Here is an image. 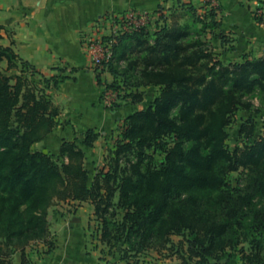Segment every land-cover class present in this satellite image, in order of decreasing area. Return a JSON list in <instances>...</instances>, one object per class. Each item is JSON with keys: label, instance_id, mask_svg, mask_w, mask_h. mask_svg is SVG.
I'll use <instances>...</instances> for the list:
<instances>
[{"label": "trees", "instance_id": "trees-1", "mask_svg": "<svg viewBox=\"0 0 264 264\" xmlns=\"http://www.w3.org/2000/svg\"><path fill=\"white\" fill-rule=\"evenodd\" d=\"M176 1L188 16L184 24L168 25L160 14L162 24L151 43L147 24L117 37L114 61L126 58L128 64L123 71L115 62L107 65L114 82L107 87L132 84V74L133 86L152 85L157 92L145 108L118 125L106 163L91 179L84 160L85 148L97 138L93 130L85 132L84 148L71 140L61 143L58 155L32 148L51 131L59 112L46 91L68 76L35 81L36 71L25 60L17 73L8 75L17 56L0 45V60L6 57L9 63L6 70L0 67V253H23L36 241L50 251L54 242L48 237L47 215L54 200L88 201L96 239L118 260L135 264L148 250L164 249L178 255V264H230L228 248L236 249L241 237L250 249L243 255L245 264H264V136L247 144L242 157L223 146L232 114L251 107L245 96L264 90V54L224 64L203 37L209 32L222 44L230 40L216 32L218 7L201 15L194 5ZM253 15L264 24V0H258ZM182 51H189L186 58L195 64L193 75H179L178 66L168 64ZM217 83L222 94L202 127L195 112L206 109L204 98L215 103L210 93ZM125 97L139 101L142 93ZM252 133L251 124H241L240 135L248 139ZM219 154L225 155L227 169L215 171ZM239 166L247 167L246 182L235 189L224 175ZM214 189L217 195L211 199ZM172 235L181 239L175 243Z\"/></svg>", "mask_w": 264, "mask_h": 264}, {"label": "crops", "instance_id": "crops-1", "mask_svg": "<svg viewBox=\"0 0 264 264\" xmlns=\"http://www.w3.org/2000/svg\"><path fill=\"white\" fill-rule=\"evenodd\" d=\"M164 1L0 0V45L10 47L17 56L12 59L16 66L7 69L8 59L3 57L0 67L12 75L18 72L20 61L25 60L36 71L33 77L35 81L41 76H68L57 83L56 89L46 91L59 112L51 131L35 142L33 149L58 155L64 140L75 141L84 148L82 141L85 132L90 129L97 133V138L90 148H85L84 164L89 159L90 162L94 161L93 153L98 148L103 149L102 141L116 132L122 120L148 105L132 109L109 108L101 103L103 85L98 82L80 35L88 32L92 22L105 13L127 9L154 11ZM216 4L219 21L216 32L230 36L233 41V47L229 48L226 42L222 44L217 38L221 47L218 58L228 64L241 62L244 56H263L264 24L253 15L258 0H216ZM108 73L103 76L107 82L109 75L112 76ZM61 202L75 205L77 210L68 212L66 216L55 212L49 227L54 247L47 251L43 242L36 241L27 245L23 253L21 250H14L7 256L0 253V264H108V261H112V264H131L107 254L97 239L92 243L89 229L93 205L90 202ZM49 216L50 211L48 220Z\"/></svg>", "mask_w": 264, "mask_h": 264}, {"label": "rangeland", "instance_id": "rangeland-1", "mask_svg": "<svg viewBox=\"0 0 264 264\" xmlns=\"http://www.w3.org/2000/svg\"><path fill=\"white\" fill-rule=\"evenodd\" d=\"M185 3H189L197 7V13L204 15L207 13V11L214 6H217L216 0H181ZM163 8H159V12L153 13V11H149L148 22H147V40L148 43L152 42L155 38V31L158 29V24L161 25L162 21H159L157 18L160 17V14L162 15V19L167 20L168 25H172L175 22L184 24L188 16L186 15L185 11H183L179 6H177L176 0H165L162 4ZM218 32V31H217ZM204 40L207 43V46L209 47V50L213 53L215 58H218L219 56V50H221V47L219 45V40L214 35L210 34L209 32H206V34L203 36ZM228 37V36H227ZM230 40L225 43L227 47H230L233 43L231 40V37H228ZM184 45H188L184 42ZM218 50V51H217ZM189 51H182L177 52V55L173 57L168 64L170 65H177V71L179 72V75H193L196 72L195 64L193 61L186 58ZM145 53V52H144ZM134 52L130 53L129 57L134 56ZM219 59V58H218ZM128 64V59L122 58L118 59L117 63L115 65L118 66V70L123 71L124 68ZM167 64V63H166ZM197 64V63H196ZM142 65H138V69H141ZM98 74V79L101 81L102 85H109L114 83L113 78L111 75H109V80L107 82V78L103 79L104 75H107V73H103V71L96 72ZM109 74V73H108ZM138 74H136L137 76ZM125 76V75H122ZM129 81L132 83L130 85H123L119 89H114L113 87H109L110 93L108 94V105H106L109 108H118V107H128V108H142L145 107L147 104H149L150 100L153 98L155 93L157 92V88L149 85V86H140L139 88H136L133 86V84L136 82L135 76L130 74ZM141 79L140 75L137 76V79ZM133 92V93H142V99L137 102H132L129 98H126L125 95L127 93ZM222 94V87L220 83H217V87L210 93V97L215 100V103L213 105L209 104L207 102V99H203V104H206V109H198L196 110L195 114L201 118L202 120V127L206 126L208 123L212 112L214 111L215 107L217 106V100H219V97ZM245 99L249 101L250 108L243 109V108H237L235 112L232 114V118L230 123L225 127L226 131V137L223 140V146L225 149L228 150L229 153H235L237 157H242V152L245 149V146L249 143H252L253 141H256L259 139V137L264 136V90L259 91V89H256L253 94H248L245 96ZM126 110V109H125ZM128 111V110H127ZM175 111V110H174ZM247 119H250V121H247ZM246 123L247 127L251 124L253 126V133L250 137L245 138L243 137L244 134H239V128L242 123ZM116 137V133H114L110 138L108 135V139H104L102 142L103 149L98 148L95 153H93V157L90 156L89 158H93L94 161L90 162V159L85 162L86 168L90 172V179L91 176L100 168L104 166L106 163L105 157L109 154V151L113 148L114 145V139ZM204 137V134H202V138ZM225 155L219 154L216 156L215 163H214V170L218 171L220 169H227V163L224 162ZM88 159V157H87ZM246 173H247V167L239 166L236 170H228L225 172V179L231 184L232 187L235 189H241L246 182ZM217 195V189L213 190V193L210 195L211 199L215 198ZM257 202V201H256ZM85 208L87 206H84ZM77 210L75 205H66L64 202H61L60 200H54L48 211H50V215L48 222V229L50 227V223L54 220L52 217L55 216V212L61 213L62 215L66 216L69 213H74ZM51 217V218H50ZM48 218V215H47ZM90 225L91 228L89 229L90 232V239H92V243L96 241V236L94 235L95 231V225L96 221L94 219V216L90 218ZM49 239L52 240V234L49 230ZM171 240L177 243L181 236L178 235H172ZM240 242L236 249L228 250L232 254L230 259V264H245L247 263L246 258L243 257V255H247L250 252L249 245L247 244L246 240L240 237ZM36 243V242H35ZM185 246V244H184ZM261 255H264V250L261 252ZM138 262L135 264H178L179 259L178 255L176 253H171L167 250H161V251H155V250H148L147 252L139 255ZM156 261V262H155Z\"/></svg>", "mask_w": 264, "mask_h": 264}, {"label": "built area", "instance_id": "built-area-1", "mask_svg": "<svg viewBox=\"0 0 264 264\" xmlns=\"http://www.w3.org/2000/svg\"><path fill=\"white\" fill-rule=\"evenodd\" d=\"M258 14L261 10H257ZM149 13L127 9L120 12H108L94 20L88 32L80 35L92 67L96 72L108 71L107 65L115 62L113 47L117 43V37L121 33H131L139 30L148 22ZM109 87L103 85L100 101L108 105Z\"/></svg>", "mask_w": 264, "mask_h": 264}]
</instances>
